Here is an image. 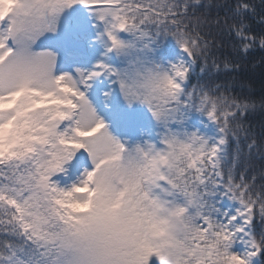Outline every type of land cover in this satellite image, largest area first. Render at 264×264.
<instances>
[{
	"label": "snow or ice",
	"instance_id": "6c2138e0",
	"mask_svg": "<svg viewBox=\"0 0 264 264\" xmlns=\"http://www.w3.org/2000/svg\"><path fill=\"white\" fill-rule=\"evenodd\" d=\"M256 51L264 0H0V264H264Z\"/></svg>",
	"mask_w": 264,
	"mask_h": 264
},
{
	"label": "trees",
	"instance_id": "16d2710c",
	"mask_svg": "<svg viewBox=\"0 0 264 264\" xmlns=\"http://www.w3.org/2000/svg\"><path fill=\"white\" fill-rule=\"evenodd\" d=\"M217 2H223V0H217ZM256 2L258 3L259 0H256ZM233 75V87L237 92L241 90L245 93L250 92L257 98L264 95V52H254L242 63L240 69ZM249 120L254 130L259 132L261 125L264 124V110L257 109L250 116ZM253 165V170L259 173L261 167L264 166V160L256 157ZM249 174L251 175V172Z\"/></svg>",
	"mask_w": 264,
	"mask_h": 264
}]
</instances>
